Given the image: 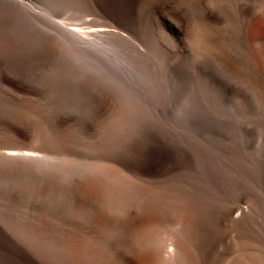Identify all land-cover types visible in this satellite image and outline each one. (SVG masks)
<instances>
[{"label":"snow or ice","instance_id":"6c2138e0","mask_svg":"<svg viewBox=\"0 0 264 264\" xmlns=\"http://www.w3.org/2000/svg\"><path fill=\"white\" fill-rule=\"evenodd\" d=\"M33 2L39 4L41 0ZM87 2L50 0L46 7L62 4L66 11ZM121 2L133 7L140 21L136 37L149 50L147 53L139 46L108 49L91 41L84 36L82 27L69 28L63 23L67 18L63 12H54L59 19L46 21L52 31L43 30L38 41L18 36L15 43L6 44L0 19V206L8 209L7 227L0 209V264H113L121 255L119 246H97L93 243L95 233L89 238L87 233L80 236L47 226L41 228L29 211L33 204L61 207L75 201L85 213L91 212L90 222L102 216L125 234L159 224L158 239L172 254L167 214L156 221H149L147 214L129 219L119 204L122 194L107 189L86 202L87 190L73 183L67 170L91 168L90 161L106 160L132 171L131 160L143 162L157 154H167L168 140L173 135L177 141L193 131L202 137L219 135L217 99L232 105L242 77L246 82V111H257V99L264 111V71L250 50L247 62L237 61L241 67L220 57L217 59L221 63L217 64L205 51L207 38L196 26L181 33L180 25H176L175 29L185 35V43L191 40L194 52L183 66V74H177L183 86L177 87L173 80L171 93L163 87L155 69L164 59L163 50H170V42L166 43L167 37L157 30L153 20L167 17L170 23L181 20L187 24L186 13L192 0ZM231 2L244 7V0ZM104 30L89 28L90 33ZM240 43L247 49L244 35ZM200 57L201 62H192ZM6 77L29 83L37 89L36 98L21 96L6 87ZM189 79L197 84L195 91L187 87ZM206 79L216 87L205 86ZM67 113L81 114L91 131L80 121L63 126L58 118ZM230 114L235 131L239 117L245 113L237 108ZM170 125L174 131H170ZM261 129L264 134V123ZM248 147L264 153V144L259 141ZM98 149L104 154H93ZM24 176H31L33 183H20L19 178ZM14 213H18L15 219ZM235 215L239 216V212Z\"/></svg>","mask_w":264,"mask_h":264},{"label":"rangeland","instance_id":"374dc122","mask_svg":"<svg viewBox=\"0 0 264 264\" xmlns=\"http://www.w3.org/2000/svg\"><path fill=\"white\" fill-rule=\"evenodd\" d=\"M107 2L114 12L109 7L107 12L103 14L100 12V14L94 6H91L87 15L79 16V18L73 15L75 13L74 8L66 11L65 8H63L64 10L60 9L58 14L63 12L64 16L67 17L63 21L65 25L71 26L70 23H72L77 27H82L84 36L108 49L114 47L134 49L139 46L147 53L149 50L136 37L140 32V21L136 18L133 7L129 4L120 5L122 3L119 0H107ZM112 4L117 8L115 6L112 7ZM117 5L120 6L118 7ZM118 11H120V15L117 17ZM210 16L213 18H210ZM186 17L188 18L187 24H183L181 20H175V23H170L167 17H156L154 18L155 20L157 18L160 19L156 20L155 23L153 22L157 30L167 37L166 43L170 42V50L167 48L163 50L164 59L160 62V66L155 69L160 74V81L168 93H171L173 86L170 81H176L177 87L183 86L178 81L177 74H183V66L191 60L194 49L192 48L191 40L189 39L186 44L185 35L181 33L187 32L192 26H196L207 38L206 43L208 45L205 44V51L217 64H220L222 59L237 67H241L242 65H237V61L247 62V54L250 50L251 56L255 57L261 70L264 71V0H244L243 8L236 3H232L231 0H214V2L205 0L203 4L200 0H192V3L188 5ZM57 19H59V15H57ZM31 21L33 22L34 20ZM3 23L4 27L7 26L10 29L9 32L4 30V42L15 43L18 36L30 39V33L19 27L20 23H18L17 19L6 20ZM33 23L36 24L35 22ZM106 25H111V27H105ZM176 25H180L181 33L175 29ZM39 27L44 28V25H39ZM90 27H103L105 30L103 32L90 33ZM122 33L123 35H121ZM241 35L245 37L247 49L243 48L240 43ZM213 53L215 55H212ZM217 57L221 59H217ZM202 59L200 57L192 62L199 63ZM5 79V86L16 91L19 95L36 98L37 89L26 81L11 77H6ZM204 83L210 89L216 87L210 80L206 79ZM245 83L243 77L237 82L238 90L232 105H225L221 99H217V105L220 108V112L217 113L220 122L219 135L202 137L197 131H193L185 133L184 138L179 141L173 135L168 140L170 151L167 154H157L155 158L145 160L147 162L150 160L153 163L151 170L163 177L179 178L181 176L180 178L187 177V179H190L194 178L191 177V173H193L192 176H197L195 177L196 179L201 178L200 180L204 179L205 181L211 178L214 179V175H216V185L219 186L218 188L222 192L224 191L226 203L234 204L239 208L244 206L249 208L252 235L255 242L257 241L256 244H258L260 242L264 243V153L254 152L248 145L257 141L260 144H264V134H261V123H264V111L260 109L261 102L259 99L256 101L257 111L255 113L246 111L247 104L243 99ZM187 87L195 91L197 84L189 79ZM237 108L245 114L239 117L240 122L236 125V130L234 131L230 112H236ZM58 119L65 127L80 121L86 130L91 131L85 118L79 113H67ZM169 129L174 131L171 125ZM93 154L103 155L104 153L98 149ZM93 162L111 164L106 160L90 161V163ZM211 162H213V165L209 164ZM214 166H218L217 169ZM228 168L230 169L229 171ZM75 171L76 167H70L67 170V175L71 177L74 183L75 178L73 179L72 177H75ZM197 172L199 173L198 175L196 174ZM212 173L214 177L206 176L212 175ZM218 174H220V178ZM229 175L231 176L230 178L228 177ZM101 178L100 181L96 179L94 182L102 183V186H100L103 188L105 179ZM20 183L23 182L20 181ZM95 183L94 185H96ZM95 187L100 188L97 185ZM44 192H47V190H44ZM46 205H43L46 212L49 210L53 214L55 209L56 211L58 209L54 205ZM66 206L61 207L65 210ZM70 206L68 207L72 208L73 204ZM47 207L50 208L48 209ZM4 208L0 206V209L6 212ZM46 215L47 217L49 216V220L47 221L46 217L45 227H50L53 231L58 230L61 233H68L65 227L68 228L70 224L66 226V223L56 221L54 214ZM234 232L233 230H230L229 233L227 232V242L235 236ZM227 246L228 248L231 247V245Z\"/></svg>","mask_w":264,"mask_h":264},{"label":"bare ground","instance_id":"6f19581e","mask_svg":"<svg viewBox=\"0 0 264 264\" xmlns=\"http://www.w3.org/2000/svg\"><path fill=\"white\" fill-rule=\"evenodd\" d=\"M49 3L50 0H41L39 4L33 0H0V19L3 22L17 19L20 23L19 27L30 33V39L38 41L43 30L52 31L47 27L46 21L57 19L54 12L58 14V10L65 8L64 5L57 4L50 9L46 7ZM91 6L102 14L110 7L107 0H95L94 3L93 0H88L87 3L76 5L73 15L77 18L86 16ZM119 12L116 13L117 17L120 15ZM29 17L38 25L34 24ZM158 19L160 18L156 20ZM154 20L155 23L156 20ZM70 24L71 26L67 25L69 28L77 27L75 24ZM39 25H44L46 29ZM4 30L10 31L7 26ZM210 49L213 51L212 48ZM129 163L134 165L132 171L119 164L93 162L91 168H76L75 177L72 178H75V184L79 185L82 191L87 190L86 202L100 195L105 189L121 193L119 204L129 219L147 214L149 221H156L162 215L167 214L170 219L168 245L172 248V254L167 253V249L158 239L159 224L125 234L123 229L106 223L102 216H95L90 222L91 212L85 213L78 201L73 202L72 208L64 205L65 210L61 207L60 211L57 207V211L53 210L54 215L49 210L46 212L43 206L46 204L30 205L29 211L35 218V222L44 228L46 214H51L56 217V221L66 223V226L70 224L68 227H71L70 231L65 227L68 232L80 236L87 233L89 238H92L91 234L95 233L93 243L97 246L115 244L121 248V255L113 260V264H264V243L256 244L257 241L253 239L249 208L227 204L224 191L222 192L216 185V175L215 177L213 173L206 175L213 176L214 179L205 177L207 179L205 181L203 179L205 175L202 177L203 180H200L201 178L196 179L197 176H192L193 173L191 177L194 178L190 179L180 178L181 176L168 178L152 171L153 163L150 160L149 162L133 160ZM209 164L213 165V162ZM218 166L214 167L217 169ZM101 177L105 179L103 188H101L102 183L94 182L96 179L100 181ZM19 180L24 185L33 183L31 176L20 177ZM94 183L100 188L95 187ZM176 196L178 199H173ZM4 209L6 211L4 212L5 227H7L8 209ZM236 212H239V216L235 215ZM15 215L18 213H14L13 219ZM230 230L235 231V236L227 242L226 236ZM227 245L231 247L228 248Z\"/></svg>","mask_w":264,"mask_h":264}]
</instances>
